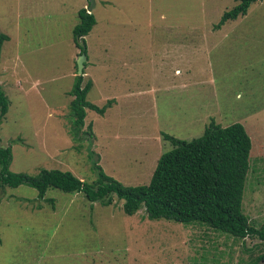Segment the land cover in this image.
Masks as SVG:
<instances>
[{
    "label": "rangeland",
    "instance_id": "obj_1",
    "mask_svg": "<svg viewBox=\"0 0 264 264\" xmlns=\"http://www.w3.org/2000/svg\"><path fill=\"white\" fill-rule=\"evenodd\" d=\"M83 37L90 103L75 143L68 134L76 73L71 29L88 0H0V86L7 111L0 147L11 172L69 171L93 182L99 165L123 185L146 184L161 133L190 140L210 120L238 122L250 139L241 209L264 223V0L213 26L236 0H93ZM85 135V134H84ZM82 136V134H81ZM83 137V136H82ZM86 137V136H85ZM89 138V139H88ZM81 192L0 186V264H248L264 251L255 236L233 238L204 224L125 214ZM255 264H264V260Z\"/></svg>",
    "mask_w": 264,
    "mask_h": 264
},
{
    "label": "trees",
    "instance_id": "obj_2",
    "mask_svg": "<svg viewBox=\"0 0 264 264\" xmlns=\"http://www.w3.org/2000/svg\"><path fill=\"white\" fill-rule=\"evenodd\" d=\"M228 10L223 11L214 28H219L228 20L244 15L250 3L256 0H236ZM93 14L85 7L77 11V22L71 29L75 46L94 25ZM7 36L0 33V47ZM84 65V64H83ZM76 69V68H75ZM81 75L73 76L67 93L72 96L68 103L71 121L68 134L75 143L92 135L82 131L85 109L103 113L110 101L98 107L85 99L91 86L89 79L83 85ZM7 98L0 86V121L7 111ZM82 134V136H81ZM85 134V135H84ZM172 148L159 155L146 184L123 185L105 174L99 165L95 181L89 183L73 176L69 171L41 169L36 176L8 169L11 152L9 147H0V186L16 187L26 184L37 190L39 197L47 187L64 192H81L89 201L102 205L111 203V195L122 200L121 209L125 214H133L142 209L148 219H165L183 224L198 222L207 228L225 233L233 238L255 236L264 244V223L254 227L248 222L241 209V199L246 172L250 139L244 127L234 122L220 126L210 120L203 132L190 140H182L161 133ZM86 136V137H85ZM88 138V139H89ZM264 260V251L248 264Z\"/></svg>",
    "mask_w": 264,
    "mask_h": 264
},
{
    "label": "water",
    "instance_id": "obj_3",
    "mask_svg": "<svg viewBox=\"0 0 264 264\" xmlns=\"http://www.w3.org/2000/svg\"><path fill=\"white\" fill-rule=\"evenodd\" d=\"M88 3H89V5H88L86 11L90 12V10L94 7V1L93 0H88ZM77 45L81 49L84 48V43L80 39L77 40ZM84 60H85L84 52L80 51L79 54L77 55L76 60H75L76 75H81V71H82Z\"/></svg>",
    "mask_w": 264,
    "mask_h": 264
},
{
    "label": "crops",
    "instance_id": "obj_4",
    "mask_svg": "<svg viewBox=\"0 0 264 264\" xmlns=\"http://www.w3.org/2000/svg\"><path fill=\"white\" fill-rule=\"evenodd\" d=\"M83 7H84V5H83Z\"/></svg>",
    "mask_w": 264,
    "mask_h": 264
}]
</instances>
